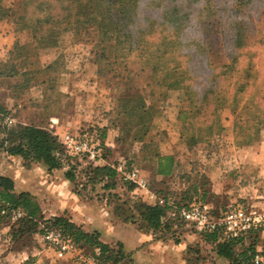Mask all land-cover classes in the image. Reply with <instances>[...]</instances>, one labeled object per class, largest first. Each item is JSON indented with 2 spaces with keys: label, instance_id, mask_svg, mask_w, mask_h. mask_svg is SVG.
Masks as SVG:
<instances>
[{
  "label": "rangeland",
  "instance_id": "374dc122",
  "mask_svg": "<svg viewBox=\"0 0 264 264\" xmlns=\"http://www.w3.org/2000/svg\"><path fill=\"white\" fill-rule=\"evenodd\" d=\"M0 125L10 145L27 126L49 131L61 146L68 133L98 131L110 167L126 161L158 196L198 197L218 208L257 205L264 201V0H0ZM10 156L0 149L19 184L40 178L50 206L66 192L78 194L105 219L142 230L138 206L154 205L117 172L108 180L82 166L67 186L70 159L53 173ZM162 156L178 162L163 178ZM220 167L222 188L214 182ZM45 225L20 230L1 220L0 264H78L57 257L44 241ZM117 234L131 246L140 242L131 228ZM165 238L171 245L159 253L169 252L172 262L148 252L140 262L218 264L214 245L183 224ZM251 243L264 252V235Z\"/></svg>",
  "mask_w": 264,
  "mask_h": 264
},
{
  "label": "trees",
  "instance_id": "16d2710c",
  "mask_svg": "<svg viewBox=\"0 0 264 264\" xmlns=\"http://www.w3.org/2000/svg\"><path fill=\"white\" fill-rule=\"evenodd\" d=\"M3 129H6V126L3 127L0 125V149L7 151L9 155L19 156L27 162L34 161L43 163L51 171L62 169L65 166L66 153L58 139L49 131L35 126L23 127L19 132V138L11 141L10 145V139L3 135V133H5ZM78 132L91 136L95 142H99L100 146L105 149L106 145L104 138L102 139L98 131L92 134L88 130H80ZM177 166L178 164L173 156H162L159 159L158 174L162 177L171 176L176 171ZM90 168H94L96 173L103 175V178H108V180H112L116 175V171L105 163ZM75 169V167H72V169L66 173L67 178L72 181L75 180ZM165 196L174 198L172 194H167ZM191 203L203 204L198 197L187 204ZM229 206H231V204L224 208H218L215 205L213 212L216 216H223ZM19 208L25 211V216L18 221H13V212ZM138 208L140 211L141 223L144 224L141 231H153L156 238L159 239H166V234L173 232L176 223L172 220L164 221L168 211L166 206L140 203ZM5 218H9L13 222L19 224L20 230L26 228L28 230L34 229L38 226V221H44L46 223L44 230L46 228H59L68 236L72 237L77 243L87 245L91 250L97 247L100 248V256L105 262L125 264L128 259L122 244H119L117 247L105 244L100 240V234L98 232L92 234L88 233L66 217L54 216L50 219H46L40 204L33 196L28 192L17 193L15 191L14 180L0 173V221ZM256 235L259 236L258 234H254L246 241L238 240L231 242H219V235L216 233L202 235V237L208 244L214 245L216 254L227 259L229 264H261L255 262V257L257 254L263 255L264 252L260 251L258 248L256 251V243H251L248 247L245 245L249 239ZM238 247L241 248L239 249Z\"/></svg>",
  "mask_w": 264,
  "mask_h": 264
},
{
  "label": "built area",
  "instance_id": "2783aa9c",
  "mask_svg": "<svg viewBox=\"0 0 264 264\" xmlns=\"http://www.w3.org/2000/svg\"><path fill=\"white\" fill-rule=\"evenodd\" d=\"M14 121L11 115L5 118L8 126H12ZM62 144L66 159H70L69 166L90 168L102 163L111 166L106 162L104 148L89 135L68 133ZM112 167L125 182L142 188L154 204L167 207L164 221L172 220L176 225L183 224L201 236L216 233L219 235V242L246 241L251 235H264V201L257 205L231 204L223 216L219 217L214 214V205L211 203L187 204L177 201L176 198L158 196L151 192L148 182L140 177L139 170L129 167L126 161ZM24 216L25 211L19 208L13 212L12 220L18 221ZM43 238L56 251L58 258H72L78 264H112L103 261L100 248L88 250L59 228H46ZM255 262L264 264V256L257 254Z\"/></svg>",
  "mask_w": 264,
  "mask_h": 264
},
{
  "label": "crops",
  "instance_id": "0c3cea01",
  "mask_svg": "<svg viewBox=\"0 0 264 264\" xmlns=\"http://www.w3.org/2000/svg\"><path fill=\"white\" fill-rule=\"evenodd\" d=\"M8 158L20 162L22 161V158L19 156H10ZM259 158L260 159L258 161L262 163V167L260 168L261 171L263 172L264 161L262 160H264V158L263 157H259ZM238 166H242V164ZM244 167L246 166L244 165ZM42 169L48 170V168L45 166L42 167ZM219 171L221 172V174L219 175V179H215L214 182L216 187L219 186V188L220 187L222 188L225 187L224 182L226 179V170L223 169V167H220ZM52 172L54 173L55 170H52ZM262 172H260L259 169H257V177L260 176L259 174H261ZM0 173L14 180L15 191L17 193H22V192L30 193L33 196V198L40 204V207L42 208L43 211V215H46V213L52 211V216L66 217L71 222L75 223L77 226L81 227L84 231L88 233L92 234L98 232L100 234V240L105 244L112 245V243H117V242L122 244L125 253L129 255L133 260V264H149L146 262H140L138 258L139 256H141V254L146 255L147 252L150 253L157 261L162 262L163 260L168 259L169 260L168 263L172 262V258L170 259L169 252L168 253L166 252L164 254L159 253L160 251L162 252L163 250L162 245L169 246L171 244L165 243L164 239L156 238L155 237L156 235L153 231L143 232L139 230L137 226L116 224V222H118V220L116 219H110V220L105 219L103 215L99 212L100 210L94 201L88 202L87 200L83 199L80 195L74 193L70 194V192L64 193V196L60 198V201L57 200V203H55V207L50 206L51 202H49L48 199L46 198V195H48L49 191L46 189V187L43 186L41 187L39 185L40 178H32L33 176L31 175L33 173L31 171L30 173L32 174L31 175L29 174L28 177L32 179L27 181L28 183L26 185L21 183L19 184L18 180L16 179L14 171L10 169V165L8 163L4 164L3 161H1V159H0ZM64 177H65L63 179L64 183H66L67 186H70L69 184L72 183L73 181L68 179L66 174L64 175ZM53 185H56V183H54ZM50 194L51 193H49V195ZM56 195L57 194L53 196L57 198ZM94 210H96L97 215L93 213ZM52 216L48 217L47 215L46 218L49 219ZM112 220L115 222H113ZM128 228L133 229L136 234L140 235L139 236L140 242L135 246L133 245L131 246V241L127 243L120 234L119 235L117 234L118 229L126 230ZM182 254H184L183 251ZM181 259L183 260V257ZM217 260H218V264H224V261H228L227 259L220 257L218 254H217ZM183 262L185 261L183 260Z\"/></svg>",
  "mask_w": 264,
  "mask_h": 264
}]
</instances>
